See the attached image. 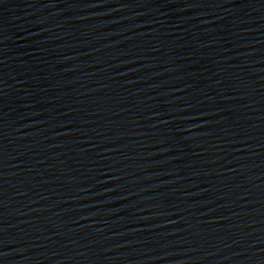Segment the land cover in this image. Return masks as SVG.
<instances>
[{"label":"water","instance_id":"obj_1","mask_svg":"<svg viewBox=\"0 0 264 264\" xmlns=\"http://www.w3.org/2000/svg\"><path fill=\"white\" fill-rule=\"evenodd\" d=\"M0 264H264V0H0Z\"/></svg>","mask_w":264,"mask_h":264}]
</instances>
